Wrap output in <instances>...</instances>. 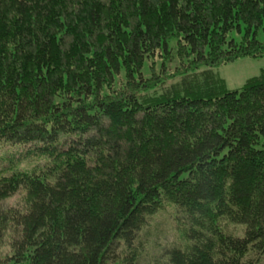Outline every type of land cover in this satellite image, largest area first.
Wrapping results in <instances>:
<instances>
[{"label": "trees", "instance_id": "obj_1", "mask_svg": "<svg viewBox=\"0 0 264 264\" xmlns=\"http://www.w3.org/2000/svg\"><path fill=\"white\" fill-rule=\"evenodd\" d=\"M259 57L264 0H0V264H115L168 204L167 264H264V69L218 75Z\"/></svg>", "mask_w": 264, "mask_h": 264}, {"label": "rangeland", "instance_id": "obj_2", "mask_svg": "<svg viewBox=\"0 0 264 264\" xmlns=\"http://www.w3.org/2000/svg\"><path fill=\"white\" fill-rule=\"evenodd\" d=\"M264 69V57L242 58L228 63L220 68L218 75L224 80L229 89L241 87L244 81L260 73ZM47 158L31 157L23 161L14 162L9 168L11 172L40 171L47 165ZM21 192H16L10 198L5 199L7 205L16 204L20 200ZM174 206L169 205L163 210L157 211L149 218L148 226L143 227L140 232L136 246L122 248L115 264H129V257L133 258V264H167L164 251L172 248L185 249L189 242L183 237L181 226L175 219ZM237 226H234L236 228ZM242 231H239L240 234ZM143 241V246L141 243ZM141 247V248H140ZM139 248V249H138ZM138 249V250H137Z\"/></svg>", "mask_w": 264, "mask_h": 264}]
</instances>
